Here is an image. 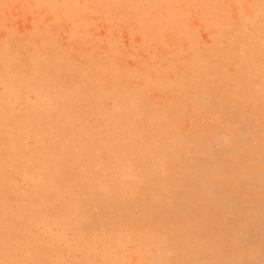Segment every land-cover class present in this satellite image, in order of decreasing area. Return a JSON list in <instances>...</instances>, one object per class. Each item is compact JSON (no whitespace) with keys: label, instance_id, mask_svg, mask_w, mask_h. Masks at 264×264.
Listing matches in <instances>:
<instances>
[{"label":"rangeland","instance_id":"obj_1","mask_svg":"<svg viewBox=\"0 0 264 264\" xmlns=\"http://www.w3.org/2000/svg\"><path fill=\"white\" fill-rule=\"evenodd\" d=\"M0 264H264V0H0Z\"/></svg>","mask_w":264,"mask_h":264}]
</instances>
